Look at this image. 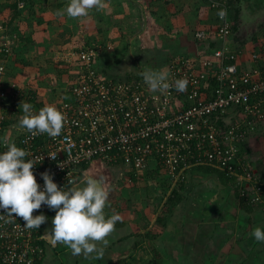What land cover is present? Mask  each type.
I'll use <instances>...</instances> for the list:
<instances>
[{
	"label": "built area",
	"instance_id": "built-area-1",
	"mask_svg": "<svg viewBox=\"0 0 264 264\" xmlns=\"http://www.w3.org/2000/svg\"><path fill=\"white\" fill-rule=\"evenodd\" d=\"M209 6L215 28L194 32L203 46L200 53L170 60L166 71L173 86L166 92H152L143 76L128 81L104 77L96 67L103 46L79 48L71 54L68 99L53 105L66 116L60 135L33 136L14 128L16 118L24 115L17 116L20 99L28 92L14 87L5 97L0 87V140L7 137L26 150L41 186L40 174L47 171L58 187H74L84 175L81 169L94 162L125 167L132 176L159 170L170 188L194 170L210 169L233 180L238 202L264 212V178L241 152L248 140L264 134V41L251 49L232 48L230 6L226 1H210ZM7 37L0 44V79L10 53ZM182 78L188 80L187 90L179 92L174 81ZM5 150L0 143V151ZM51 212L42 205L33 215L49 217ZM8 219L0 220V263L38 264L46 222L27 229L22 218Z\"/></svg>",
	"mask_w": 264,
	"mask_h": 264
},
{
	"label": "rangeland",
	"instance_id": "rangeland-1",
	"mask_svg": "<svg viewBox=\"0 0 264 264\" xmlns=\"http://www.w3.org/2000/svg\"><path fill=\"white\" fill-rule=\"evenodd\" d=\"M15 1L18 0H0V25L3 22L6 24L0 30V44L6 35L10 42V53L2 62L6 73L0 79V87L5 97L10 96L11 88L17 87L28 92L32 86L35 92L37 89L41 90L42 98L53 96L47 101H52L54 105L61 100H67L73 78L72 66L69 65L72 62L71 54L79 48L96 44L103 46L96 61L97 70L106 78L117 79H127L126 74L130 69L133 70L131 79L143 76L148 70L166 71L171 59L179 57V54H186L178 49V41L186 40V36L182 35L189 30L181 28L180 32L176 31L178 35L173 36L172 31L176 28L174 23L164 22L160 17L165 15L164 10L171 8L166 3L164 5L163 0H103V9H93L87 17L81 18L57 15L58 12H63L70 0H32L27 9L19 6L18 15L14 16L8 6ZM240 6L236 32L239 39L243 43L252 42L253 37L264 41V11L257 14L247 4L244 8L242 4ZM37 20H43V25H38V29L46 22L52 23L48 27H55V33L58 27V35L51 38L50 33H46L38 37L33 29ZM139 70L140 73H137ZM18 120L16 118V122ZM17 127L16 125L14 128ZM85 174L83 179L101 178L104 181L103 186L109 192L106 215L118 213L121 220L138 222L141 226L146 222L153 224V228L149 230L142 227L143 234L158 237L161 229L155 223L157 218L164 219L172 229L173 221L177 220L179 223L181 217L179 212L177 215L172 213L178 207L184 216L183 220L187 219L189 210L192 218H196L197 214L200 215L199 222L206 221L202 209L210 206L209 197L196 198L192 185L195 184L194 181L187 182L180 192L182 201L177 208L168 212L166 202L172 189L159 170L132 176L125 167H109L101 162H94ZM209 183L210 186L212 182ZM216 206L212 208L216 210ZM210 211L214 212L207 209V212ZM220 217L222 218V214H214L212 220L216 223ZM161 234L164 235L163 232L159 233ZM148 235H142L144 243L134 236L138 244L133 246L136 250L133 264H141L142 261L159 264L162 256L171 257L166 250H161L162 242L159 243L156 238L148 239ZM166 246L171 251L173 246ZM46 254L48 255V251Z\"/></svg>",
	"mask_w": 264,
	"mask_h": 264
},
{
	"label": "crops",
	"instance_id": "crops-1",
	"mask_svg": "<svg viewBox=\"0 0 264 264\" xmlns=\"http://www.w3.org/2000/svg\"><path fill=\"white\" fill-rule=\"evenodd\" d=\"M240 1L243 8L247 6L252 7V12L259 14L264 11L262 0H257V2L255 0L253 3L250 2L251 4L249 0ZM163 2L164 5L166 3L171 8L168 11H166L167 9L164 10L165 15H161L160 17L165 20L164 22L174 23V26L178 30L174 28L172 31L173 36L176 37L178 35L176 31L180 32L181 28L189 30L182 35L186 36V40L184 39L182 42L181 40L178 41V49L181 50V53H186L179 54V56H194L200 53V49L203 46L201 47L194 40V32L202 29L207 31L213 30L216 26L215 13L209 6L210 0H163ZM246 4L247 6H245ZM40 24L43 25V20H37L33 26L38 37L46 33H50L51 38L58 35V27L56 33L55 27H48L52 23L46 22L44 26L41 25L40 28L42 30L37 28ZM177 24H179V27ZM41 40L42 38L39 39V41ZM229 43L232 48L244 47L245 49H251L255 45L253 41L240 45L238 43L241 42H234L233 36H231ZM30 88L33 89L32 86ZM36 91L41 97L40 99L44 106L54 105L52 101L50 103L47 101L53 96L49 95L47 99L42 98L41 90L37 89ZM14 124L12 123L10 127L14 126ZM243 148L245 150L243 153L252 159L256 170L264 175V134L252 137ZM85 176H80L74 187H83L85 181L83 177ZM190 180L195 182L192 185L194 186L196 198L209 197L208 204L210 206H205L202 209L206 215L205 222H199L200 215L197 214L196 218H192L189 210L187 211L188 220H183L184 216H182L179 207L177 208L183 199L180 193L182 188L179 190L181 200L174 207L177 209L172 211L176 215L177 212L181 214L179 223L177 220L173 221L174 225L172 224L173 228L171 229L164 219L158 221L157 218L155 222L161 229L159 233L163 232L164 235H159L158 233V237H156L143 234L142 227L149 230L153 228L152 223L146 222L141 226L137 224L138 222L133 223L128 220H121L116 223L114 231L106 237V245L103 242H96L97 247L103 248V255L101 257L97 258L95 254L87 257L83 254L72 255L71 250L64 244L45 242V253L39 261L40 264H133L134 251H136L133 249V246L134 244H138L135 242L134 236H137L140 242L144 243L142 235H148V239L151 240L156 238L159 243L162 242L161 250H166L167 253L171 254L170 258L162 256V261L158 259L160 261L159 264H264V243L257 242L252 236V232L257 227L264 229V212L257 208L247 209L240 205L231 187L223 185L213 170H194L185 180L184 186ZM209 182H212L210 186L208 185ZM213 205H217L216 210L212 208H215ZM207 209H212L214 212H207ZM214 214H222V218H218L219 220L216 223L212 220ZM54 215L55 212H51L46 221V225L43 228L44 236L50 233L51 219ZM166 245L173 246L171 251L168 248L169 246ZM47 251L48 255L46 254ZM141 264L149 263H143L142 261Z\"/></svg>",
	"mask_w": 264,
	"mask_h": 264
},
{
	"label": "clouds",
	"instance_id": "clouds-1",
	"mask_svg": "<svg viewBox=\"0 0 264 264\" xmlns=\"http://www.w3.org/2000/svg\"><path fill=\"white\" fill-rule=\"evenodd\" d=\"M103 0H70V3L57 15L66 14L70 18L87 17L93 9H103ZM143 80L152 92H166L173 85L168 82L169 73L164 70H148L143 74ZM186 78L174 81V87L179 92L187 90ZM24 115L18 121V128L26 130L31 135L47 134L50 137L60 135L66 122V116L53 105L33 111L30 103H23ZM6 150L0 151V220L9 218L11 222L20 217L27 229H39L48 217L43 213L33 215L34 210L46 206L55 212L51 219V230L48 235L53 244L66 245L72 255L97 258L103 255V248L96 242L107 244L108 237L115 228L121 216L114 213L106 215L109 192L104 188L101 178H86L83 187H58L52 174L47 171L40 174L43 185L37 183L33 174L36 165L32 159H26L28 153L23 148L10 143L7 137L0 140ZM56 155L50 157L55 158ZM257 242L264 243V229L257 227L252 232ZM46 242V241H45Z\"/></svg>",
	"mask_w": 264,
	"mask_h": 264
},
{
	"label": "trees",
	"instance_id": "trees-1",
	"mask_svg": "<svg viewBox=\"0 0 264 264\" xmlns=\"http://www.w3.org/2000/svg\"><path fill=\"white\" fill-rule=\"evenodd\" d=\"M7 1H12V0H7ZM210 1H226V3L230 6V18H231V21H232V36H233V39H234V42L238 43V42H241V43H238L240 45H243V41H241L238 37V34H236L237 32V22H238V17L240 16V13H241V1L240 0H210ZM22 3V7L24 8H28L31 6L32 4V0H18V1H15L14 3H11L8 8L11 9L12 11V14L14 16H17L18 15V7L20 6V4ZM20 6V7H21ZM1 11V10H0ZM12 15V16H13ZM13 19V18H12ZM4 27L6 26L5 22H3ZM263 26V25H262ZM254 44H258V40L256 38L253 37V40ZM214 43H211L210 46L211 47H214ZM2 58H0L1 60ZM139 69V68H138ZM137 73H140V70L137 72ZM126 76L128 77L126 80H131L130 76H132L131 74H126ZM136 79H138L139 77L136 76L135 77ZM22 99V98H21ZM20 99V103H30L32 106H33V109L38 112L42 107H44L41 99L39 98V96H37V92H35V90L33 89H29L28 93L24 95V98L21 100ZM68 99V97H67ZM20 105V109H19V112L17 114V116H20V114H24L23 113V110H22V105ZM14 115L15 114H12V118H14ZM219 125L221 126L222 125V121L219 120ZM243 146L241 147V152H245V150H243ZM244 154V153H243ZM91 165H88V166H84L82 169H81V173L83 172H86L90 169ZM110 167V166H109ZM213 172L219 177V179L221 180L222 184L223 185H231L233 180L230 178V177H227L225 174H223L222 172H219V171H215L213 170ZM263 178H264V175L262 174ZM184 182L185 181H181L179 182L174 188H171V192H170V195L167 199V202H166V207L168 208V212L172 211L173 208L180 202L181 200V196H180V193H179V190H181L183 187H184ZM240 205L246 207L247 209H255L257 207H249V206H246L244 205L242 202H239ZM259 207V206H258ZM259 210H261L260 208H257ZM262 211V210H261ZM158 221H161L160 218H158ZM44 253H45V245H44ZM1 264V263H0ZM38 264H40V262H38Z\"/></svg>",
	"mask_w": 264,
	"mask_h": 264
},
{
	"label": "water",
	"instance_id": "water-1",
	"mask_svg": "<svg viewBox=\"0 0 264 264\" xmlns=\"http://www.w3.org/2000/svg\"><path fill=\"white\" fill-rule=\"evenodd\" d=\"M262 2H263L262 5H264V0H262ZM262 2H261V3H262ZM258 5H261V4H258ZM132 67H136V66L133 65ZM135 70H137V67H136ZM132 72H133L132 69H130V70L127 71L128 74H131ZM136 72H137V71H136ZM84 174H85V172H84ZM43 239H44L47 243H52V242H51V238H50L49 235L44 236Z\"/></svg>",
	"mask_w": 264,
	"mask_h": 264
},
{
	"label": "flooded vegetation",
	"instance_id": "flooded-vegetation-1",
	"mask_svg": "<svg viewBox=\"0 0 264 264\" xmlns=\"http://www.w3.org/2000/svg\"><path fill=\"white\" fill-rule=\"evenodd\" d=\"M254 1H255V0H249V3H250V2L253 3ZM256 2H257V0H256ZM251 3H250V4H251Z\"/></svg>",
	"mask_w": 264,
	"mask_h": 264
}]
</instances>
